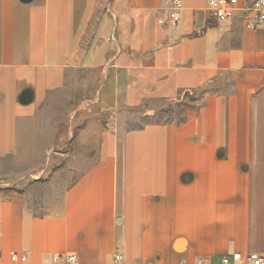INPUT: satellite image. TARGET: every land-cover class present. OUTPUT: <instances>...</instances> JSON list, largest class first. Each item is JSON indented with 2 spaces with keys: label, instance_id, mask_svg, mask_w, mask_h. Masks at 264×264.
I'll list each match as a JSON object with an SVG mask.
<instances>
[{
  "label": "crops",
  "instance_id": "0c3cea01",
  "mask_svg": "<svg viewBox=\"0 0 264 264\" xmlns=\"http://www.w3.org/2000/svg\"><path fill=\"white\" fill-rule=\"evenodd\" d=\"M182 2L166 26L162 0H0V171L43 153L39 178L0 189V264L264 254V145L241 142V120L264 118V26ZM209 82L182 122L124 126L146 100ZM23 128L48 142H22Z\"/></svg>",
  "mask_w": 264,
  "mask_h": 264
},
{
  "label": "rangeland",
  "instance_id": "374dc122",
  "mask_svg": "<svg viewBox=\"0 0 264 264\" xmlns=\"http://www.w3.org/2000/svg\"><path fill=\"white\" fill-rule=\"evenodd\" d=\"M224 79L223 85L228 89L231 86V76H225ZM217 85L216 82H209L204 88L181 92L177 97L170 100H146L137 109L125 113L123 124L129 128L149 123H180L184 120L187 110H193L199 106L203 93L217 89ZM241 121V142L264 145V118L242 119ZM23 129L24 132L19 136L22 142H48V135H27L25 128ZM42 154L36 150H23L19 152L21 156H19L16 165L10 162L3 164L4 166L0 171V189L3 188L2 186L8 189L12 177L39 178L38 174L32 173L34 165L43 160Z\"/></svg>",
  "mask_w": 264,
  "mask_h": 264
},
{
  "label": "built area",
  "instance_id": "2783aa9c",
  "mask_svg": "<svg viewBox=\"0 0 264 264\" xmlns=\"http://www.w3.org/2000/svg\"><path fill=\"white\" fill-rule=\"evenodd\" d=\"M167 12L166 17L158 18L159 25L175 26L181 19L183 10L182 0H162ZM207 6L212 16L221 22L241 21L246 29H256L264 26V0H207ZM1 260V256H0ZM9 264H26L27 256L24 253L12 252ZM120 253H115V264L121 262ZM41 264H77L74 253H51L44 256ZM195 264H206L198 259ZM219 264H264V254L258 252L242 253L234 251L220 257Z\"/></svg>",
  "mask_w": 264,
  "mask_h": 264
}]
</instances>
